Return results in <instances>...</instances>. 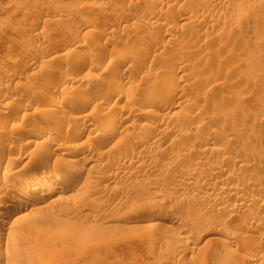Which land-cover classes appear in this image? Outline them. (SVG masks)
Wrapping results in <instances>:
<instances>
[{
    "label": "rangeland",
    "instance_id": "374dc122",
    "mask_svg": "<svg viewBox=\"0 0 264 264\" xmlns=\"http://www.w3.org/2000/svg\"><path fill=\"white\" fill-rule=\"evenodd\" d=\"M151 3L0 0V214L29 178L80 171L0 225V264H264V0ZM61 94L80 100L37 126ZM19 119L53 132L27 146Z\"/></svg>",
    "mask_w": 264,
    "mask_h": 264
},
{
    "label": "bare ground",
    "instance_id": "6f19581e",
    "mask_svg": "<svg viewBox=\"0 0 264 264\" xmlns=\"http://www.w3.org/2000/svg\"><path fill=\"white\" fill-rule=\"evenodd\" d=\"M151 1H153V0H150V4H152L151 3ZM155 2V1H154ZM208 2V1H207ZM205 3H206V1H205ZM203 4V3H202ZM144 6V5H143ZM148 7H150L149 5H148ZM151 10V9H150ZM142 12V11H141ZM144 12V11H143ZM146 12V11H145ZM152 12V11H151ZM139 14H140V12H139ZM157 14V13H156ZM141 15H147V16H145V17H147L148 19H150L151 17H153L154 18V13L152 12V14L149 12V13H142ZM139 16V15H138ZM142 17V16H141ZM145 17L143 18V19H145ZM139 18H140V16H139ZM138 18V19H139ZM145 19V20H148V19ZM152 19V18H151ZM185 19V18H184ZM186 20V19H185ZM190 20V19H189ZM156 23V22H155ZM154 24V23H153ZM156 26V25H155ZM98 46V45H97ZM104 46V45H103ZM101 47V46H100ZM98 51V50H97ZM96 51V52H97ZM127 51H125V50H118V52H116V53H113V54H110V58H109V60L107 59V67H106V69L108 70H110V71H115V73H120V72H118L117 70H119L121 67H123V65H125L126 64V59H127V57L129 56H127V54H129L128 52L126 53ZM85 55V54H84ZM93 56H94V54H93ZM128 59H130L129 57H128ZM131 59H133V58H131ZM131 59H130V61H131ZM133 61V60H132ZM105 65H106V62H105ZM183 66V65H182ZM130 67V66H129ZM128 67V68H129ZM183 68V67H182ZM108 70V71H109ZM120 71V70H119ZM125 71V70H124ZM123 72V71H122ZM121 72V78L123 77V73ZM125 76V75H124ZM114 77V76H113ZM126 79H127V77H125ZM61 80V79H60ZM111 80H112V78H111ZM123 80H125V79H123ZM118 81H120V74L118 75V74H115V79H114V82H113V80H112V84L114 85V84H116L117 85V82ZM162 81V80H161ZM80 82V81H79ZM67 83V82H66ZM91 83V82H90ZM164 83H165V80H164ZM164 83H162V82H160V80L159 81H156V82H154V83H152L153 85L151 86V95H152V100L153 101H160V100H162V97L157 93V90H161V89H164V87L166 88L167 86H165V84ZM79 84V83H78ZM83 84V83H82ZM98 84V83H97ZM146 84V83H145ZM150 84V83H149ZM90 86L91 87H96L95 86V84H90ZM150 86V85H149ZM148 86V87H149ZM181 86V85H180ZM183 86H186V85H184L183 84ZM98 87V86H97ZM74 89H75V87H74ZM96 89V88H95ZM94 89V90H95ZM146 89V88H145ZM169 90H170V88H168ZM173 89V88H172ZM186 89V88H185ZM76 90V89H75ZM165 90V89H164ZM129 92V91H128ZM132 92V91H131ZM175 92V91H174ZM99 93V97L101 98V99H111V98H117L118 97V94H119V92L117 93L116 91H114V89H113V91H101V92H98ZM130 93V92H129ZM129 93L127 94V95H129ZM173 93V92H172ZM67 94V93H66ZM130 94H132V93H130ZM127 95H126V97H127ZM162 95V94H161ZM79 97V96H78ZM130 97H131V95H130ZM164 97V96H163ZM128 98H129V96H128ZM147 98V97H146ZM150 98V97H149ZM165 98V97H164ZM80 100V99H79ZM78 100V98H76V96H75V94L73 95V94H69V95H57V96H53L52 98H50V101L48 102V105H45L46 107H44V108H46V109H43V112H42V110H41V112L39 113V117H40V119H39V121L37 122V121H35L34 123H36L37 124V126H40L39 125V123H41L43 120H47V119H50L51 120V118L53 119V118H56V117H58V115H59V113L62 111V110H66V109H69V107H71V105L73 106V104H76L77 103V101H79ZM133 100V99H132ZM131 100V101H132ZM129 101H130V98H129ZM43 102H45V101H43ZM151 103V102H150ZM146 99H144V100H142L141 102H140V105H139V110L140 111H142V110H145V109H147L148 107H149V104H150ZM43 105V104H42ZM151 105V104H150ZM75 107V106H74ZM86 107V106H85ZM73 108V107H72ZM71 109V108H70ZM72 110V109H71ZM74 110V109H73ZM150 110V109H149ZM148 110V111H149ZM147 111V110H146ZM71 112V111H70ZM138 112V111H137ZM143 112V111H142ZM28 113V112H27ZM72 113V112H71ZM89 113V112H88ZM68 114V113H67ZM96 114V113H95ZM89 115H90V113H89ZM100 115H102V113L100 114ZM28 116V115H27ZM67 116H70V115H67ZM79 116V115H78ZM91 116V118H92V116L93 117H95V116H97V115H95L94 116V114L93 115H90ZM159 116V115H158ZM73 117V116H72ZM98 117V116H97ZM96 117V118H97ZM100 117V116H99ZM27 117L25 116V119H26ZM90 118V117H89ZM22 119V118H21ZM29 119L31 120V119H33V116H31V114H30V116H29ZM71 119V118H70ZM75 119V118H74ZM78 121L80 122V127L79 126H77V127H79L78 128V134L83 130V129H86V127H88V117H87V115H80L78 118ZM28 120V119H27ZM33 121V120H32ZM48 121V120H47ZM47 121H45V122H47ZM28 122V121H27ZM49 122V121H48ZM78 122V123H79ZM15 123V122H14ZM3 124V123H2ZM12 125V124H11ZM24 125H26V122L25 121H23V120H21L20 121V119H19V121L16 123V124H13V127H12V129H11V132H10V134L11 135H15V133H17V132H19L20 134H18V136H20V138L22 139V140H24L25 142V145H27V146H30L31 144H32V141H30L28 138H29V136H31V134L32 135H34V136H38V135H46V136H48L49 134H51L50 133V131H52L53 132V128H52V130L51 129H49V131H48V133L47 132H44V131H42V130H40V129H38V127L37 126H32V128H30L31 129V131H32V133L31 134H28L25 130H24V128H26V127H24ZM3 126H5V125H3ZM143 126V125H142ZM147 126H149V125H146L145 126V128L147 129L148 127ZM1 127V126H0ZM144 127V126H143ZM54 129H55V126H54ZM95 131H96V133L98 132V133H100L101 135H103V134H105V133H107L108 132V134L109 133H114L115 132V128L113 127V116L110 114L109 116H105L104 114H103V116H101L100 118H99V121H98V124L96 125V126H94V128H93ZM145 129V130H146ZM10 130V129H9ZM48 130V129H47ZM92 130V129H91ZM47 133V134H46ZM56 133V132H55ZM76 133V132H75ZM8 134H9V132H8ZM9 134V135H10ZM78 134H74V137L72 138V139H78L77 137H78ZM96 135H99V134H96ZM95 135V136H96ZM59 137L60 136H58L57 134H52V135H50L48 138H50V139H52V141H55V140H57V139H59ZM8 138V137H7ZM54 139V140H53ZM33 142H34V140H33ZM34 143H36V142H34ZM39 142H37L36 144H38ZM43 143H45L44 141H43ZM40 144V143H39ZM18 145V144H17ZM35 145V144H34ZM23 146V145H22ZM2 149V148H1ZM12 150V149H11ZM9 151V150H8ZM13 151V150H12ZM58 150L57 149H53L52 150V154L54 153V152H57ZM6 154L5 153H3L2 151H0V161H2V160H5L6 162H8L9 163V161L11 160H9L8 158H5V157H7V155L5 156ZM12 162H14V161H12ZM11 163V162H10ZM15 163V162H14ZM110 163H117L118 164V161L115 159V158H111L110 159ZM79 174H80V171H78V170H76V168H75V170L74 171H71V170H63L62 172H60L59 173V175L55 178V180H49V182L48 183H46L44 180L43 181H41V180H39V179H36V177L35 178H29L28 180H26L22 185H21V187H19V188H17L16 190L18 191V192H20V193H22V191L24 192L23 194H21V195H18V198H16L15 199V201H13L10 205H8L5 209H4V211L0 214V225L4 222V221H6L8 218H10L9 216H12V214L14 215L16 212H18V211H21V210H24L25 208H27L28 207V205L30 204V201H36L37 203H38V201L39 202H41V201H43L44 199H46L47 197H49L50 195H51V188H52V184H61V183H64V182H68V183H70L71 182V184L72 183H75L74 181L75 180H77V178H79ZM192 178H187V180H191ZM2 184H6V183H1L0 185H2ZM3 187H6V186H4V185H2ZM2 186H1V188H2ZM16 187V186H15ZM0 188V189H1ZM7 188V187H6ZM5 188V189H6ZM11 188V187H10ZM2 190V189H1ZM15 190V191H16ZM68 190V189H67ZM67 190L66 189H63L60 193L61 194H65V193H67ZM226 190V189H225ZM229 190V189H228ZM223 191V190H222ZM225 193V192H224ZM30 198V199H29ZM66 198V197H65ZM29 210H31V212H32V210H36V209H40V207L38 206L37 207V204H35V205H33V206H31L30 208H28ZM22 212V211H21ZM31 212H29L28 211V213H31ZM27 212L26 213H18L17 214V216H16V218H14V221H15V219H16V221H18L17 219L19 218V219H21V218H24L23 216H25L26 214H28ZM22 215V216H21ZM26 217V216H25ZM13 218V217H12ZM5 225V224H4ZM1 227V226H0ZM261 240L262 241H264V235L263 236H261ZM260 242V241H259ZM251 261H252V259H251ZM250 263V262H249Z\"/></svg>",
    "mask_w": 264,
    "mask_h": 264
}]
</instances>
